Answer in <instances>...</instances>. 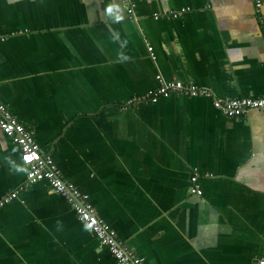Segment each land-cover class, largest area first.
<instances>
[{
	"label": "crops",
	"instance_id": "1",
	"mask_svg": "<svg viewBox=\"0 0 264 264\" xmlns=\"http://www.w3.org/2000/svg\"><path fill=\"white\" fill-rule=\"evenodd\" d=\"M133 2L0 0V102L144 264H258L264 111L214 105L264 97V0ZM166 82L209 95L128 104ZM26 173L0 130V264H118Z\"/></svg>",
	"mask_w": 264,
	"mask_h": 264
},
{
	"label": "built area",
	"instance_id": "2",
	"mask_svg": "<svg viewBox=\"0 0 264 264\" xmlns=\"http://www.w3.org/2000/svg\"><path fill=\"white\" fill-rule=\"evenodd\" d=\"M122 2L129 16L133 18L135 9L133 0H122ZM261 5V0H255L257 11L260 10ZM173 16H177V14H173ZM175 95L202 97L208 96L209 93L192 85L180 82H166L161 83L158 88L145 94L143 98L130 100L128 104L135 105L143 100L156 102L159 98H168ZM214 106L228 116L239 117L250 110L264 111V97L216 100ZM0 130L19 147L21 161L27 168L26 181L21 190L39 182H46L56 194L70 204L79 222L96 236L101 246L106 247L110 251L118 264H144L131 250L118 241L115 232L108 228L104 221L99 218L96 210L87 200V196L81 194L75 186L62 178L52 159L48 155L42 154L33 133L26 129L2 102H0ZM18 192L16 191L0 198V208L16 198ZM196 194H201V191L197 188ZM258 264H264V257L258 261Z\"/></svg>",
	"mask_w": 264,
	"mask_h": 264
},
{
	"label": "clouds",
	"instance_id": "3",
	"mask_svg": "<svg viewBox=\"0 0 264 264\" xmlns=\"http://www.w3.org/2000/svg\"><path fill=\"white\" fill-rule=\"evenodd\" d=\"M105 11L110 16H113L116 20H120L122 17L119 15L118 12V5L116 4H108L105 8Z\"/></svg>",
	"mask_w": 264,
	"mask_h": 264
},
{
	"label": "trees",
	"instance_id": "4",
	"mask_svg": "<svg viewBox=\"0 0 264 264\" xmlns=\"http://www.w3.org/2000/svg\"><path fill=\"white\" fill-rule=\"evenodd\" d=\"M131 106V105H130ZM62 198V197H61ZM69 206H70V204L64 199V198H62ZM70 208L72 209V207L70 206ZM73 210V209H72ZM73 212L75 213V211L73 210ZM75 215H76V213H75ZM77 216V215H76Z\"/></svg>",
	"mask_w": 264,
	"mask_h": 264
}]
</instances>
